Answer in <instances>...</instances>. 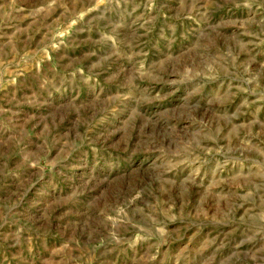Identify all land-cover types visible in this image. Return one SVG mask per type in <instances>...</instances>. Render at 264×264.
Listing matches in <instances>:
<instances>
[{
    "label": "rangeland",
    "instance_id": "rangeland-1",
    "mask_svg": "<svg viewBox=\"0 0 264 264\" xmlns=\"http://www.w3.org/2000/svg\"><path fill=\"white\" fill-rule=\"evenodd\" d=\"M0 264H264V0H0Z\"/></svg>",
    "mask_w": 264,
    "mask_h": 264
}]
</instances>
